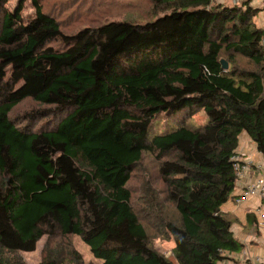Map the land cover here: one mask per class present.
<instances>
[{"label": "trees", "instance_id": "trees-1", "mask_svg": "<svg viewBox=\"0 0 264 264\" xmlns=\"http://www.w3.org/2000/svg\"><path fill=\"white\" fill-rule=\"evenodd\" d=\"M7 1L0 0V264L55 233L79 236L98 264H218L224 252H240L221 207L235 189L231 158L242 132L264 159V29L252 0H151L170 11L70 35L40 0H30L26 21L25 0L14 10ZM26 98L64 116L49 129L17 127L9 114ZM198 111L205 122L186 125ZM159 113L183 118L150 134ZM144 154L162 186L147 193L143 219L127 183ZM153 238L172 241L171 258Z\"/></svg>", "mask_w": 264, "mask_h": 264}, {"label": "rangeland", "instance_id": "rangeland-1", "mask_svg": "<svg viewBox=\"0 0 264 264\" xmlns=\"http://www.w3.org/2000/svg\"><path fill=\"white\" fill-rule=\"evenodd\" d=\"M243 0H213V4L221 3L224 5H240ZM18 0H8L6 8L14 10ZM254 3L260 4L261 0ZM42 10L53 16L59 23L62 33L74 34L77 31L111 20H127L134 23H144L163 13L169 12L171 6L155 7L151 0H40ZM34 8L30 0H25L21 10L23 20H28L33 16ZM262 16V18H260ZM264 22V15L261 11L254 17L257 25L261 26ZM52 45L58 46L59 40L52 41ZM223 57V56H222ZM224 59V58H223ZM245 65V64H243ZM9 70L7 69L8 77ZM10 119L17 127L29 129L30 131H40L54 127L64 116V111L56 109L52 105L40 104L30 98L23 99L10 112ZM182 114L170 115L166 113L157 114L151 121L150 134L158 133L176 126ZM206 118L202 111H198L191 117L185 118V124L191 127L202 125ZM238 149H242L246 157L253 163H262L263 159L256 150L255 143L250 139L246 132L239 135ZM243 157V156H242ZM156 162L153 157L144 154L141 160L134 166L127 187L131 192V204L144 219V207L146 206L147 193L154 191L162 186L157 176ZM146 195V196H145ZM149 197V195H148ZM168 210L172 206L167 204ZM235 206H240L235 204ZM243 206V204H242ZM170 208V209H169ZM144 210V212H143ZM167 208L165 211H168ZM175 217V214H173ZM251 228V226H248ZM251 231H253L251 229ZM153 235L157 231L150 227ZM152 246L165 257L171 258L172 241H165L162 238L151 239ZM72 253L79 255L80 264H98L89 247L77 235L64 236L55 233L53 236L43 235L36 243V247L30 252L7 253L6 257L11 264H43L51 260L55 264H74Z\"/></svg>", "mask_w": 264, "mask_h": 264}, {"label": "built area", "instance_id": "built-area-1", "mask_svg": "<svg viewBox=\"0 0 264 264\" xmlns=\"http://www.w3.org/2000/svg\"><path fill=\"white\" fill-rule=\"evenodd\" d=\"M239 1V0H235ZM264 45V37L262 39ZM235 171V189L238 194L234 197L237 205L248 204L249 201L255 200V206L250 212L255 216V229L262 231L264 229V171L261 164L253 163L249 159H245L241 154L237 153L231 158ZM256 170V171H255ZM248 181L243 183V180ZM227 259L218 261V264H243L250 262L251 264H264V257L260 254H252L248 248H244L238 253L224 252Z\"/></svg>", "mask_w": 264, "mask_h": 264}, {"label": "crops", "instance_id": "crops-1", "mask_svg": "<svg viewBox=\"0 0 264 264\" xmlns=\"http://www.w3.org/2000/svg\"><path fill=\"white\" fill-rule=\"evenodd\" d=\"M254 1L255 0L251 1V5L258 7L260 9L257 15H259L261 11L263 12V15H264V0H261L260 4H256L254 3ZM260 18H262V16H260ZM258 22L262 23L259 21V19H258ZM259 27L264 29V22ZM241 151H242L241 148L239 149L237 148L236 150V152L238 154L240 153L241 156H243V158L248 159V157L244 156L245 154L242 153ZM260 164H261V168H263V171H264V159H263V162ZM246 181H248V178L244 179L243 183H245ZM237 194H238L237 189H234L229 200L222 205L221 210L223 211V213L228 215V217L232 221L231 230L233 232V236L238 241L243 243L244 246L242 250L246 247L249 249V251L252 254H260L261 256L264 257V229L262 231H257L255 229V216L253 213L250 212L251 208L255 206L256 201L251 200L248 202V204H244L243 206L240 205L237 207L235 206V202H234V198H235L234 196ZM249 214H250V220H251L250 223L248 222V219H247V216H249ZM247 225L251 226V228H248ZM251 229L253 231H251Z\"/></svg>", "mask_w": 264, "mask_h": 264}, {"label": "water", "instance_id": "water-1", "mask_svg": "<svg viewBox=\"0 0 264 264\" xmlns=\"http://www.w3.org/2000/svg\"><path fill=\"white\" fill-rule=\"evenodd\" d=\"M221 65H222V68H223L224 70H227V68H228V64H227V62H226L225 60L221 59Z\"/></svg>", "mask_w": 264, "mask_h": 264}]
</instances>
